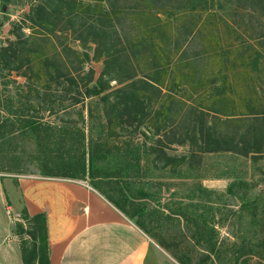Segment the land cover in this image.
<instances>
[{"label": "rangeland", "instance_id": "374dc122", "mask_svg": "<svg viewBox=\"0 0 264 264\" xmlns=\"http://www.w3.org/2000/svg\"><path fill=\"white\" fill-rule=\"evenodd\" d=\"M40 1L0 0V50L14 40L12 30L20 28L25 38L30 36L17 59L0 52V264H36L32 255L40 244L39 237L32 236L33 218L15 208L2 186L5 179L17 177L92 187L133 212L135 216L128 219L178 264H264V152L206 153L198 151L200 142L204 144L201 140L194 145L177 143L184 134L182 114L189 105L212 107L224 133L233 131L235 117L264 112L263 0H207V4L200 0L199 9L191 13L188 0H171L165 6L153 0H124L115 17L101 16L104 9L84 13L82 9L75 24L66 18V4L57 2L49 20L55 33L49 37L26 20L30 7ZM128 5L137 6V11L147 6L170 12V18L157 15L166 25L161 36L152 33L150 38L140 23L152 19L128 11L124 7ZM95 16L111 37L118 28L122 39H113L115 49L131 50L135 39H147L145 54L130 53V66L121 61L112 78L101 75L103 57L94 56L95 44L84 47L86 42L75 40L73 33L82 29L92 36ZM101 40H105L102 34ZM84 52L88 58L79 55ZM145 56L153 61L150 66L183 59L192 64L156 70L159 74L149 71L156 89L139 88L143 103L121 109L134 117L129 125L121 122L119 107H111L120 100L113 91L140 78L136 74L125 79L135 74L137 60ZM57 74L62 76L58 81ZM71 75L76 84L66 81ZM90 77V85L98 83L103 90L83 98V84ZM209 80L215 81L213 88L221 84L219 100L206 97ZM105 95L109 99L104 104L100 97ZM74 98L80 102L74 104ZM111 112L114 121L108 124L105 116ZM231 114L236 116L229 120ZM216 120L212 113L205 117L206 123ZM82 136L85 157L79 149ZM81 159L84 165L79 164Z\"/></svg>", "mask_w": 264, "mask_h": 264}, {"label": "trees", "instance_id": "16d2710c", "mask_svg": "<svg viewBox=\"0 0 264 264\" xmlns=\"http://www.w3.org/2000/svg\"><path fill=\"white\" fill-rule=\"evenodd\" d=\"M56 1V2H55ZM94 4L92 3H87L83 1H77V0H45V1H40L34 6L30 7L29 13L26 15V20H28L32 24V28L38 27L42 29L45 32L46 37H49L50 34L55 33L54 28L52 27L53 25L50 24L49 20L52 18V14L55 11L54 5L59 2V4H66V6L69 8V13L66 15V18L68 19L69 23L75 24V22L80 18V15L82 14V9L83 13L87 10L88 12L92 10L93 8L98 11L99 9H104V13L101 14V16H104L106 19H109L111 15H119L118 13H121L119 10V3L124 0H93ZM130 1V0H129ZM138 1V0H134ZM145 0H142L141 2H144ZM155 3L165 6L166 3H170L171 0H153ZM191 6V9L189 13L199 9L201 5L200 0H188ZM259 1V0H256ZM55 2V3H54ZM102 2V3H101ZM138 1V3H141ZM204 2L207 4V0H204ZM262 9H264V0L262 1ZM144 5V4H143ZM209 6V5H208ZM213 5L211 4V7ZM128 11L130 12H135L138 13L141 18H144L145 16L150 17L152 20L149 23H143V20H141L140 26H143L144 29L149 33L148 36L150 38H154L152 33H157L156 37H160L161 35L159 34L161 29L166 26L165 23H163L160 18L157 16L158 13H163V16L165 18H170V12H167L166 10L162 11L159 8H149L145 6V9H142L141 11H137V6H124ZM79 9V10H78ZM158 9V10H157ZM206 8L203 10L206 11ZM156 11V14H155ZM60 12V11H59ZM101 19L99 16H95L92 18V23L91 28L92 30V36H88V34H84L82 29H78L77 31H73L75 34V40L80 41L81 44L86 42L83 46L87 43H94L95 48L93 49V54L94 56H100L103 57V66L104 70L101 73V75H106L109 78L114 77L113 73H115L116 69L119 70V63L123 61L124 65H129L131 63L130 60V53H133L136 55L137 51L139 52L140 55H144V51L147 50L145 47V43L147 42V39L140 38L139 40L135 39L131 46V50L128 48H122V49H115L113 47V39H122L121 34L118 33V28H115V25L112 27L115 28L116 33H114L113 37L111 35H108V33L104 32V29L100 27V24H98V20ZM52 27V29H50ZM142 27V28H143ZM17 28V27H16ZM142 29V30H144ZM20 28L17 29L16 31L12 30V34L14 36V40H10L7 44V46L1 48V56L6 55L7 58H14L17 59V55L19 53L20 49H23L26 47L28 43V38L30 39V36L25 38L23 33L20 32ZM140 30V31H142ZM62 32V31H60ZM185 33V32H184ZM183 33V34H184ZM101 34L105 36V40H101ZM100 35V39L96 38V36ZM189 35L185 33V36ZM44 37V36H42ZM44 37L43 40L50 43V39ZM155 37V38H156ZM262 37V36H261ZM259 37V38H261ZM153 40V39H152ZM107 45H110L108 47ZM63 49L67 50H72L71 48L64 46ZM103 49V50H102ZM128 49V52H127ZM58 52V51H57ZM73 52V50H72ZM66 53V51H65ZM74 54H77L75 51L73 52ZM58 55L59 52H58ZM80 56H85L88 58L87 53H80ZM200 57L196 56L195 58ZM194 58V56H193ZM190 58V59H193ZM21 60V59H19ZM44 63L46 66H49L48 58L43 59ZM151 59L149 56H145L142 60H137V66L134 68V73L133 75L126 76L125 79L132 80L136 74L140 75V78L132 80L131 82H128L125 86L116 88L114 89L113 92L116 93L115 98L118 100L120 99V103L116 102L114 105L111 104V107H119V118L123 122L125 120L126 124H129L131 119H134V117L131 116L129 112L126 110H121L122 108L124 109H129L131 108L132 105L134 104H139V102L143 103V99L141 96L137 95V91H139V88L143 87H149V88H154L156 89L152 83L157 84L152 80L153 78L149 76V71L155 72V74H159V72H156V70H159L160 72L164 71L166 72L167 70L170 69V66H175L176 69L183 68L185 65L192 64L191 62L186 61L183 59L182 61H170L167 60L162 66H150ZM255 66V64H253ZM58 67V65L56 66ZM48 70V68H47ZM154 70V71H153ZM180 71V70H179ZM178 71V72H179ZM262 75V74H261ZM62 77L61 74H57L56 80L58 81L59 78ZM102 78V77H101ZM262 81H264V75L261 76ZM66 81L69 82L71 85L76 84V79L71 75L69 77H66ZM91 82V77L87 82L83 84V90H82V96L83 98L87 97H92V96H98L103 90L100 88L99 84L96 83L95 85H90ZM214 80H209L208 84L206 85L207 89L209 90V93L206 94V97L210 99V101H215L216 98L218 100L220 99V96L223 94H220V89H221V84L220 86L213 88L214 87ZM58 83V82H57ZM200 85V84H199ZM138 88V89H137ZM222 93V92H221ZM109 96H101L100 101L101 103H108ZM214 99V100H213ZM139 101V102H138ZM80 100L77 98H74V104L79 103ZM141 103V104H142ZM183 103V102H182ZM140 104V105H141ZM139 105V106H140ZM184 106L185 103H184ZM183 108V106H181ZM195 108H198L196 111ZM121 110V111H120ZM198 113V114H197ZM217 118L215 122L211 123H206L205 122V117L208 114H211ZM184 114V115H183ZM183 124L181 125L184 130V134L182 136H178L177 143L178 145H183L185 143H189V145H194L197 142L203 141L204 144L200 142V146L198 147V151L200 152H218V151H231L236 154L244 155L246 156L247 154H260L264 152V112L261 113H246L242 115V117L238 116L235 117L236 114H231L229 116V120L234 116L235 119H238L237 123L234 125L233 131H229V133H224L222 132L219 128L220 121H219V115L217 112L214 111L212 107L209 106L208 109L206 108H201V107H196V106H188V109H186V112L183 113ZM231 116V117H230ZM106 122L108 124H111L114 119L112 118V112L109 115H106ZM127 117V118H126ZM124 119V120H123ZM230 122V121H229ZM228 122V123H229ZM211 124V125H210ZM130 125V124H129ZM38 126V125H36ZM187 126V127H186ZM258 126V127H257ZM241 127H246L245 129H241ZM191 128V134L188 135V130ZM257 128L261 130L257 131ZM188 129V130H187ZM36 127H34L33 131H36ZM44 130V129H43ZM61 132V130H60ZM64 133H68L64 132ZM58 136L59 133H56ZM68 135V134H67ZM65 137V136H63ZM82 142H79V149H83V152L81 153L85 157V151H84V138L83 136ZM159 142V141H158ZM211 144V145H210ZM215 144L213 148L212 145ZM210 145V146H209ZM190 154L192 155L194 153V149L192 146H190ZM84 163L85 160L81 159L80 163ZM82 163V165H84ZM89 163L90 165L92 164V157L90 156L89 158ZM84 167V166H83ZM82 167V169H83ZM50 175V173H48ZM105 197V196H104ZM110 203H112L117 209H119L121 212H123L127 216H135L133 212H130L126 210L124 205H120L117 203L111 202L107 197H105ZM26 215V214H25ZM27 216V215H26ZM33 222H34V232L32 233V236L36 240L39 237L40 244L38 246H34V252L32 255V259L36 264H49L48 260V251H47V245H46V240H45V235H44V218L42 215H35L33 216Z\"/></svg>", "mask_w": 264, "mask_h": 264}, {"label": "crops", "instance_id": "0c3cea01", "mask_svg": "<svg viewBox=\"0 0 264 264\" xmlns=\"http://www.w3.org/2000/svg\"><path fill=\"white\" fill-rule=\"evenodd\" d=\"M2 186L16 209L43 216L49 264H178L92 187L28 177Z\"/></svg>", "mask_w": 264, "mask_h": 264}, {"label": "water", "instance_id": "95a60500", "mask_svg": "<svg viewBox=\"0 0 264 264\" xmlns=\"http://www.w3.org/2000/svg\"><path fill=\"white\" fill-rule=\"evenodd\" d=\"M2 9H3V6H2Z\"/></svg>", "mask_w": 264, "mask_h": 264}]
</instances>
